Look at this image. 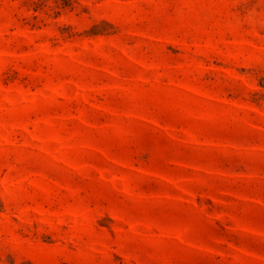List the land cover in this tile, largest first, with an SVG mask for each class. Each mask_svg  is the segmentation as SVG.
Wrapping results in <instances>:
<instances>
[{
	"label": "rangeland",
	"instance_id": "obj_1",
	"mask_svg": "<svg viewBox=\"0 0 264 264\" xmlns=\"http://www.w3.org/2000/svg\"><path fill=\"white\" fill-rule=\"evenodd\" d=\"M0 264H264V0H0Z\"/></svg>",
	"mask_w": 264,
	"mask_h": 264
}]
</instances>
